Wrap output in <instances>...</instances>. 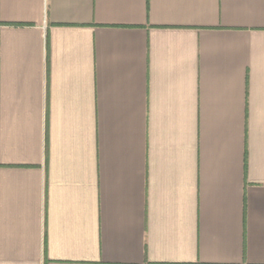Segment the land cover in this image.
I'll return each instance as SVG.
<instances>
[{
	"label": "crops",
	"instance_id": "1",
	"mask_svg": "<svg viewBox=\"0 0 264 264\" xmlns=\"http://www.w3.org/2000/svg\"><path fill=\"white\" fill-rule=\"evenodd\" d=\"M0 264H264V0H0Z\"/></svg>",
	"mask_w": 264,
	"mask_h": 264
},
{
	"label": "trees",
	"instance_id": "2",
	"mask_svg": "<svg viewBox=\"0 0 264 264\" xmlns=\"http://www.w3.org/2000/svg\"><path fill=\"white\" fill-rule=\"evenodd\" d=\"M46 154H47V150H46Z\"/></svg>",
	"mask_w": 264,
	"mask_h": 264
}]
</instances>
